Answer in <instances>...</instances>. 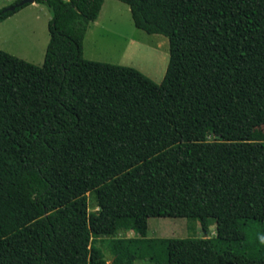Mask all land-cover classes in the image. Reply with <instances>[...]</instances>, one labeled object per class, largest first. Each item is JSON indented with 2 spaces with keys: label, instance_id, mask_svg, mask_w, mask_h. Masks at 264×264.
I'll return each mask as SVG.
<instances>
[{
  "label": "trees",
  "instance_id": "16d2710c",
  "mask_svg": "<svg viewBox=\"0 0 264 264\" xmlns=\"http://www.w3.org/2000/svg\"><path fill=\"white\" fill-rule=\"evenodd\" d=\"M119 1L168 38L161 82L83 56L104 0H34L41 65L0 49V264H264V0Z\"/></svg>",
  "mask_w": 264,
  "mask_h": 264
},
{
  "label": "rangeland",
  "instance_id": "374dc122",
  "mask_svg": "<svg viewBox=\"0 0 264 264\" xmlns=\"http://www.w3.org/2000/svg\"><path fill=\"white\" fill-rule=\"evenodd\" d=\"M15 0H0V9L9 7ZM99 25L91 24L83 40L86 59L131 66L153 81H162L169 60L168 38L160 33H147L133 23L129 7L119 0H104ZM51 13L45 4L28 3L0 22V49L31 63L41 65L49 39L48 21ZM85 37V36H84ZM256 140H264V125L254 131ZM212 139V136L209 137ZM97 207L89 195L88 210ZM183 217H150L147 222L148 237H202L199 222L191 227ZM123 230L118 236H132ZM209 236L215 235V225L210 224ZM106 259H110L106 255ZM134 264H154L137 260Z\"/></svg>",
  "mask_w": 264,
  "mask_h": 264
},
{
  "label": "crops",
  "instance_id": "0c3cea01",
  "mask_svg": "<svg viewBox=\"0 0 264 264\" xmlns=\"http://www.w3.org/2000/svg\"><path fill=\"white\" fill-rule=\"evenodd\" d=\"M31 5H38V3H36V2H32V3H30ZM101 13H102V10L100 9V11H99V14H98V16L96 17V19L95 20H93V21H91L90 23H89V25H88V28H87V30H86V33H85V37H84V39L86 38V36H87V33H88V31H89V29H90V25L91 24H94L95 26L96 25H99V19H100V17H101ZM83 39V40H84Z\"/></svg>",
  "mask_w": 264,
  "mask_h": 264
},
{
  "label": "water",
  "instance_id": "95a60500",
  "mask_svg": "<svg viewBox=\"0 0 264 264\" xmlns=\"http://www.w3.org/2000/svg\"><path fill=\"white\" fill-rule=\"evenodd\" d=\"M32 2H34V0H20L17 4L9 6V9H13L16 5H23V4L32 3Z\"/></svg>",
  "mask_w": 264,
  "mask_h": 264
}]
</instances>
